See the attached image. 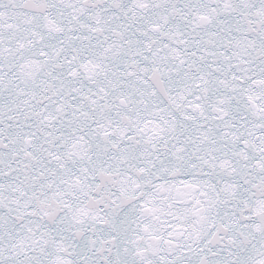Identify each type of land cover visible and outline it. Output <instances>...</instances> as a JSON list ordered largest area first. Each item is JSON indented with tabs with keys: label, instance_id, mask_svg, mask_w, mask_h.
I'll use <instances>...</instances> for the list:
<instances>
[{
	"label": "snow or ice",
	"instance_id": "1",
	"mask_svg": "<svg viewBox=\"0 0 264 264\" xmlns=\"http://www.w3.org/2000/svg\"><path fill=\"white\" fill-rule=\"evenodd\" d=\"M0 264H264V0H0Z\"/></svg>",
	"mask_w": 264,
	"mask_h": 264
}]
</instances>
